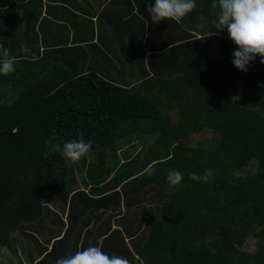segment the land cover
I'll return each mask as SVG.
<instances>
[{
  "label": "trees",
  "instance_id": "1",
  "mask_svg": "<svg viewBox=\"0 0 264 264\" xmlns=\"http://www.w3.org/2000/svg\"><path fill=\"white\" fill-rule=\"evenodd\" d=\"M197 2L207 23L200 38L183 35L178 57L166 60L175 67L128 72L121 82L70 70L61 50L28 68L10 42L23 60L0 75V259L37 254L40 262L38 244L50 236L44 241L62 258L78 243L105 252L109 240L119 248L128 240L121 254H133L131 264H264V64L257 56L238 70L236 45L214 25L218 0ZM204 129L217 136L206 149L202 140L188 144ZM139 134L155 135L149 149L119 151ZM80 138L91 142L92 161L66 163L63 145ZM136 154L148 156L142 168L123 171ZM251 160L255 173L240 176ZM169 169L183 174L175 187ZM206 169L214 172L207 183L190 179ZM110 173L119 189L95 198L103 183L113 187ZM115 209L117 220L106 216ZM251 236L255 251L240 250Z\"/></svg>",
  "mask_w": 264,
  "mask_h": 264
},
{
  "label": "crops",
  "instance_id": "2",
  "mask_svg": "<svg viewBox=\"0 0 264 264\" xmlns=\"http://www.w3.org/2000/svg\"><path fill=\"white\" fill-rule=\"evenodd\" d=\"M195 2L194 10L179 22L165 20L154 24L147 9L155 0H0V45L10 49V42H14L13 54L24 59H16V64L23 60L28 68H37L38 58L45 57L48 61L49 52L61 50L58 57L70 70L77 68V72L95 73L110 81L126 79L124 74L143 69L167 72L176 64V60L168 63L167 57H178L176 46L182 43L183 35L200 38L202 25L207 23L208 19H202L198 13L199 2ZM112 178L110 173L105 182H111ZM112 184L113 187L104 189L105 184L100 185L101 192L96 193L101 194L95 198L110 197L119 189L118 183ZM105 212L106 216L118 219L117 209ZM99 227L107 231L108 224ZM49 238L46 236L44 240ZM44 240L38 244L42 250V246L46 248L45 255H39L40 262L34 254L29 262L20 255L0 259V264H55L62 256L53 254L52 239L48 243ZM127 241L119 248L109 240L110 247L104 248L105 253L123 256L121 249L128 248ZM89 246L93 244L85 248ZM97 246L100 247L99 243ZM80 248L84 246L78 243L76 249ZM58 250L64 251V245L58 244ZM131 255L123 257L136 263L138 260Z\"/></svg>",
  "mask_w": 264,
  "mask_h": 264
},
{
  "label": "clouds",
  "instance_id": "3",
  "mask_svg": "<svg viewBox=\"0 0 264 264\" xmlns=\"http://www.w3.org/2000/svg\"><path fill=\"white\" fill-rule=\"evenodd\" d=\"M211 6L214 9L219 7L215 28L218 32L226 29L228 38L236 45L237 50L232 53L233 65L246 72L249 63L257 56L264 64V0H218V4ZM195 7V0H155L154 5L148 6L147 13L154 24L165 20L179 22ZM10 53V49L0 45V75L7 76L15 71L16 57ZM91 148V142L86 143L80 138L66 142L59 154L66 163L76 164ZM183 178L179 171H167L166 179L170 187L179 185ZM210 178H214L211 169H206L203 175L190 174V179L204 183ZM55 264H131V261L120 255H109L99 246H89L57 259Z\"/></svg>",
  "mask_w": 264,
  "mask_h": 264
},
{
  "label": "rangeland",
  "instance_id": "4",
  "mask_svg": "<svg viewBox=\"0 0 264 264\" xmlns=\"http://www.w3.org/2000/svg\"><path fill=\"white\" fill-rule=\"evenodd\" d=\"M194 21V20H193ZM217 44V42H212V44ZM212 48V53L213 54H217V46L215 45H212L211 46ZM239 99H241V97L239 96ZM244 101V99H242ZM245 102V101H244ZM247 104V103H246ZM163 110V114H169L170 113V116L172 117V120H175L176 118V114H175V110L169 112L168 110L162 108ZM211 138H217L216 135H214L210 129H207V130H203L201 131L200 133L198 134H194L190 137V139L188 140V144H191L193 145L197 140H202L204 141V149L207 148V145H208V140H210ZM155 139V135L153 136H147V137H144L143 135L139 134V135H135L134 137L131 138V142H128L127 144L124 143L122 145H119L118 148H119V151L122 152V153H125L126 152V148H135L133 150H136L139 149L141 146H143V151H145V149H149L148 146L151 145V143L154 141ZM123 149V150H122ZM125 150V151H124ZM92 152V151H91ZM135 151H133L134 153ZM148 153H152L153 155H155L154 151H149ZM121 154V153H119ZM146 156L144 155H141L139 156L138 154H136L134 157H137L131 164H126V166H128L127 168H124L123 171H129V172H134L136 171L137 169H141L142 168V164H144V160L147 159V154H145ZM93 155L91 154L90 155V152L85 155L84 157H82V166L84 164V166L88 165L93 157ZM255 167H256V161L255 160H251L249 161V163L245 166L244 168V171L243 173H240L239 172V175L244 177L246 175H249V174H253L255 173ZM87 175V174H86ZM79 177H77L78 179ZM56 214H60L59 212H57L56 210ZM59 217L61 218H64L63 214H61ZM240 247V250L246 252V253H252L255 251L256 247H257V240L255 237H249ZM35 249V248H34ZM33 249V250H34ZM36 251V249H35ZM8 255V254H6ZM13 263V262H12Z\"/></svg>",
  "mask_w": 264,
  "mask_h": 264
}]
</instances>
